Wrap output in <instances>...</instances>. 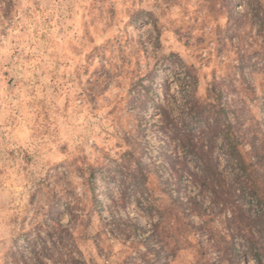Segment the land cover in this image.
I'll list each match as a JSON object with an SVG mask.
<instances>
[{"label":"rangeland","instance_id":"1","mask_svg":"<svg viewBox=\"0 0 264 264\" xmlns=\"http://www.w3.org/2000/svg\"><path fill=\"white\" fill-rule=\"evenodd\" d=\"M248 173L264 0H0V264H260Z\"/></svg>","mask_w":264,"mask_h":264},{"label":"trees","instance_id":"2","mask_svg":"<svg viewBox=\"0 0 264 264\" xmlns=\"http://www.w3.org/2000/svg\"><path fill=\"white\" fill-rule=\"evenodd\" d=\"M207 90V94L205 96V99H203L200 102H191L188 110L191 113V117L194 121H199V116L202 114H218L220 111L223 112V108L219 104L220 99V90L217 85L214 83L209 84ZM217 122V120H216ZM215 122V123H216ZM224 132H225V145L227 147L226 156L230 161L235 160L237 165L241 167L243 171H247V168L250 166V164L244 165V156L240 153L238 150V143L237 138L232 133L231 129L232 124L228 123L224 126ZM186 143H190L189 145H192V151H194L193 147L194 144L190 142V138L186 137ZM256 163V162H250ZM247 181H248V190L249 195L251 196V199L254 200L257 204V206L260 209V212L258 213L257 219L260 221L259 227H258V234L255 235L253 232L249 231L248 235V247L250 249V253L253 255V257L258 261L260 264H262V258L261 254L264 253V246L261 245L259 242L260 239L264 238V179H261L257 176L253 178L251 173L247 174ZM235 214V212H234ZM235 220V217H234ZM238 228L243 227L240 223V220H238ZM69 262V261H68ZM67 263V262H66ZM69 264H75L71 262Z\"/></svg>","mask_w":264,"mask_h":264}]
</instances>
